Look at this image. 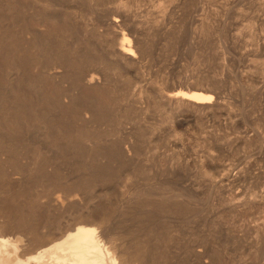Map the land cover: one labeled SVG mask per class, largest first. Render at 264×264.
<instances>
[{
	"label": "rangeland",
	"instance_id": "374dc122",
	"mask_svg": "<svg viewBox=\"0 0 264 264\" xmlns=\"http://www.w3.org/2000/svg\"><path fill=\"white\" fill-rule=\"evenodd\" d=\"M0 28V264H80L78 226L100 264H264V0H0Z\"/></svg>",
	"mask_w": 264,
	"mask_h": 264
},
{
	"label": "bare ground",
	"instance_id": "6f19581e",
	"mask_svg": "<svg viewBox=\"0 0 264 264\" xmlns=\"http://www.w3.org/2000/svg\"><path fill=\"white\" fill-rule=\"evenodd\" d=\"M11 1V0H10ZM48 1V0H47ZM41 2V1H40ZM12 3V2H11ZM39 3V2H38ZM37 3V4H38ZM43 3V2H42ZM237 4V3H236ZM40 5V4H39ZM49 7V6H48ZM8 8H9V6H8ZM201 8V7H200ZM19 9H22V8H19ZM39 9V8H38ZM43 10H44V8H43ZM50 10V9H49ZM39 11V10H38ZM37 11V12H38ZM40 12V11H39ZM44 13V12H43ZM39 14V13H38ZM46 14V13H45ZM66 14V13H65ZM34 15V14H33ZM55 15V14H54ZM38 16V15H37ZM51 16V15H50ZM69 16V15H68ZM32 18V17H31ZM47 18V17H46ZM55 19H56V17H55ZM64 19V18H63ZM18 20V19H17ZM52 20V19H51ZM58 20V19H57ZM61 20V19H60ZM66 20V19H65ZM71 20V19H70ZM116 19H114L113 17H112V19H110V23L111 24H115L116 23ZM50 22V21H49ZM48 21H47V23H49ZM263 22V21H262ZM15 23V22H14ZM55 23V22H54ZM60 23V22H59ZM108 23V22H107ZM46 24V23H45ZM51 24V23H50ZM67 24V23H66ZM65 24V25H66ZM53 25V24H52ZM55 25H56V23H55ZM46 26V25H45ZM47 26H48V24H47ZM49 27V26H48ZM56 27V26H55ZM46 28V27H45ZM53 28V27H52ZM1 29V28H0ZM43 29V28H42ZM50 29V28H49ZM59 29V28H58ZM81 29V28H80ZM48 30V29H47ZM9 31H11V30H9ZM22 31V30H21ZM54 31H56V30H54ZM57 31H59V30H57ZM49 32V31H48ZM52 32V31H51ZM60 32V31H59ZM58 32V33H59ZM69 32V31H68ZM84 33V32H83ZM120 33V32H119ZM123 33V32H122ZM0 34H1V32H0ZM45 34H46V32H45ZM55 34V33H54ZM70 34V33H69ZM11 35H13L12 33H11ZM33 35V34H32ZM59 35V34H58ZM71 35H72V33H71ZM9 36H10V34H9ZM34 38H35V33H34ZM52 36V35H51ZM119 36V35H118ZM44 37H46V36H44ZM48 37V36H47ZM55 37V36H54ZM60 38V37H59ZM122 38V40H121V42H119V44H118V47H116V48H118V51L122 54V55H124V56H126V57H128V58H132L133 56H134V52H133V50H132V48L129 46L130 44H127L126 42H125V38L124 37H121ZM58 39V38H57ZM128 39V38H127ZM16 40V39H15ZM31 40V39H30ZM38 40V39H37ZM40 40V39H39ZM42 41H43V39H42ZM42 41H40V42H42ZM246 41V40H245ZM30 42V41H29ZM51 42V41H50ZM53 42V41H52ZM58 42V41H57ZM128 42V41H127ZM17 43V42H16ZM33 43V42H32ZM31 43V44H32ZM54 43V42H53ZM19 44H21V43H19ZM36 44V43H35ZM38 44H39V42H38ZM41 44H43V42L41 43ZM40 44V45H41ZM45 44V43H44ZM79 44V43H78ZM77 44V45H78ZM16 45V44H15ZM24 45V44H23ZM23 45H22V47H23ZM28 45V44H27ZM26 45V46H27ZM46 45V44H45ZM44 45V46H45ZM51 45V44H50ZM57 45V44H56ZM107 45V44H106ZM37 46V45H36ZM36 46H34V47H36ZM44 46H42V47H44ZM47 46V45H46ZM46 46L44 47V49L46 50ZM94 46V45H93ZM1 47V46H0ZM17 47V46H16ZM18 47H19V45H18ZM39 47H41V46H39ZM59 47V46H58ZM62 47H64V45L62 46ZM61 47V48H62ZM4 48V47H3ZM28 48H29V46H28ZM48 48V47H47ZM74 48V47H73ZM5 49V48H4ZM18 49V48H17ZM24 49V48H23ZM32 49V48H31ZM37 49V48H36ZM41 49H43V48H41ZM53 49V48H52ZM60 49V48H59ZM63 49V48H62ZM6 50V49H5ZM16 50V49H15ZM25 50H26V48H25ZM29 50V49H28ZM45 50H43L44 52H42V53H45ZM49 50V49H48ZM48 50H47V52H48ZM64 50H66V49H64ZM111 50V49H110ZM189 50V49H188ZM254 50V49H253ZM24 50H22V52H23ZM27 51V50H26ZM50 51V50H49ZM87 51V50H86ZM2 52V51H1ZM19 52V51H18ZM34 52V51H33ZM39 52V51H38ZM62 52V51H61ZM240 52V51H239ZM245 52V51H244ZM9 53H11V52H9ZM13 53V52H12ZM16 53V52H15ZM31 53V52H30ZM68 53V52H67ZM67 53H66V55H67ZM82 53V52H81ZM5 54V53H4ZM20 54V53H19ZM33 55L32 56H34L35 54L34 53H32ZM36 54H38V53H36ZM41 54V53H40ZM64 54V53H63ZM83 54V53H82ZM0 55H1V53H0ZM17 55V54H16ZM15 55V56H16ZM42 55V54H41ZM41 55H40V57H41ZM61 55V54H60ZM65 55V54H64ZM70 55V54H69ZM72 55H73V53H72ZM75 55V54H74ZM79 55V54H78ZM12 56H13V54H12ZM11 56V57H12ZM18 56V55H17ZM20 56H21V54H20ZM25 56H27L26 54H25ZM44 56V55H43ZM55 56H56V54H55ZM54 56V57H55ZM85 56V55H84ZM5 57V56H4ZM11 57H10V59H11ZM37 57V56H36ZM67 57V56H66ZM70 57V56H69ZM75 57H76V55H75ZM78 57V56H77ZM238 57V56H237ZM7 58V57H6ZM13 58V57H12ZM19 58V57H18ZM22 58V57H21ZM38 58V57H37ZM43 58V57H42ZM41 58V59H42ZM57 58V57H56ZM90 58V57H89ZM4 59V58H3ZM9 59V58H8ZM59 59V58H58ZM77 59V58H76ZM75 59V60H76ZM28 60V59H27ZM27 60H26V62H27ZM30 60H32V59H30ZM48 60V59H47ZM55 59H51V62L52 61H54ZM63 60V59H62ZM75 60L73 61H71V60H69V61H71L70 63L69 62H66V63H68L69 64V66H71V67H74L77 63L78 64H80V62H78L77 60V63L75 62ZM14 61V60H13ZM12 61V62H13ZM34 61V60H33ZM64 61V60H63ZM94 61V60H93ZM9 62V61H8ZM22 62V61H21ZM38 62V61H37ZM40 62V61H39ZM45 62V61H44ZM47 62V61H46ZM55 62V61H54ZM75 62V63H74ZM95 62V61H94ZM16 63V62H15ZM43 63V62H42ZM48 63V62H47ZM46 63V64H47ZM66 63H65V65H66ZM86 63V62H85ZM237 63V62H236ZM2 64H5V63H3L2 62ZM11 64V63H10ZM14 64V63H13ZM26 64V63H25ZM45 64V63H44ZM77 64V65H78ZM82 64H83V62H82ZM95 64V63H94ZM6 65V64H5ZM43 65V64H42ZM53 65H54V63H53ZM52 65V66H53ZM1 66V65H0ZM13 66V65H12ZM16 66V65H15ZM40 66V65H39ZM253 66V65H252ZM2 67H4V66H2ZM6 67H8V66H6ZM24 67V66H23ZM30 67V66H29ZM44 67V66H43ZM78 67V66H77ZM236 67V66H235ZM14 68V67H13ZM33 68V67H32ZM48 68V67H47ZM55 68H58V67H55ZM68 68V67H67ZM83 68V67H82ZM86 68V67H85ZM17 69V68H16ZM29 69V68H28ZM78 69H80V67L78 68ZM87 69V68H86ZM3 70H4V68H3ZM12 70H15V69H12ZM18 70H19V68H18ZM27 70V69H26ZM47 70H49V68L47 69ZM58 70V69H57ZM68 70V69H67ZM16 71V70H15ZM19 71H21V70H19ZM29 71H31V70H29ZM28 71V72H29ZM59 71H61V70H59ZM66 71V70H65ZM78 71V70H77ZM81 71V70H80ZM87 71V70H86ZM3 72V71H2ZM27 72V71H26ZM25 72V73H26ZM38 72V71H37ZM50 72H52V71H50ZM76 72V71H75ZM84 72V71H83ZM238 72V71H237ZM31 73V72H30ZM55 73V72H54ZM54 73H53V75H54ZM62 73V72H61ZM82 73V72H81ZM122 73V72H121ZM50 74V73H49ZM60 74V73H59ZM67 74V73H66ZM69 74V73H68ZM73 74V73H72ZM82 74H84V73H82ZM0 75H1V73H0ZM7 75V74H6ZM37 75V74H36ZM35 75V76H36ZM50 75H52V73L50 74ZM52 75V76H53ZM58 75V74H57ZM70 75V74H69ZM79 75H80V73H79ZM86 75H87V73H86ZM235 75V74H234ZM35 76H32L33 78L35 77ZM43 76V75H42ZM56 76V75H55ZM71 76V75H70ZM88 78H87V80L88 81H90V80H92V75H89L88 74ZM95 76V75H94ZM4 77V76H3ZM44 77V76H43ZM46 77H47V75H46ZM64 77V76H63ZM62 77V78H63ZM68 77V76H67ZM72 77H73V75H72ZM77 79L76 80H78V78H80V76L78 77V73H77V75L75 76ZM32 78V79H33ZM45 78V77H44ZM48 78H49V76H48ZM47 78V79H48ZM50 78H52V77H50ZM53 78H54V76H53ZM84 78V77H83ZM83 78H81V79H83ZM4 79V78H3ZM2 79V80H3ZM40 79V78H39ZM56 79V78H55ZM68 79H70V78H68ZM73 79H75V78H73ZM94 79V78H93ZM249 79V78H248ZM1 80V79H0ZM1 80V81H2ZM5 80V79H4ZM46 80V79H45ZM9 81V80H8ZM35 81V80H34ZM39 81V80H38ZM38 81H37V83H38ZM44 81V80H43ZM63 81V80H62ZM84 81V80H83ZM7 82V81H6ZM25 82V81H24ZM32 82V81H31ZM36 82V81H35ZM40 82V81H39ZM45 82H47V81H45ZM51 82V79H50V81H49V84H51L50 83ZM55 82H56V80H55ZM68 82H70L69 80H68ZM78 82V81H77ZM80 82V81H79ZM8 83V82H7ZM23 83V82H22ZM34 83V82H33ZM32 83V84H33ZM76 83V82H75ZM93 83V82H92ZM4 84V83H3ZM40 84H41V82H40ZM83 84V83H82ZM85 84V83H84ZM252 84V83H251ZM5 85V84H4ZM53 85V84H52ZM55 85V84H54ZM56 85H57V83H56ZM61 85V84H60ZM69 85V84H68ZM182 85V84H181ZM255 85V84H254ZM3 86V85H2ZM47 86V85H46ZM73 86V85H72ZM81 86V85H80ZM178 86V85H177ZM39 87V86H38ZM42 87V86H41ZM49 87V86H48ZM48 87H46V88H48ZM50 87H52V86H50ZM82 87V86H81ZM80 87V88H81ZM191 87V86H190ZM190 87H187L186 89L188 90L187 92H184V91H181V90H179V91H177V92H173V94H169L168 93V95H167V97L168 98H177V97H180V98H184V99H187V100H189L190 102H192V103H204L205 101H208L209 99H211V95L210 94H206V93H201V92H194V91H190ZM2 88V87H1ZM100 88V87H99ZM174 88V87H173ZM192 88H194L193 86H192ZM36 89V88H35ZM41 89V88H40ZM175 89V88H174ZM3 90H5V89H3ZM34 90V89H33ZM56 90V89H55ZM70 90V89H69ZM6 91V90H5ZM4 91V92H5ZM57 91V90H56ZM55 91V92H56ZM59 91V90H58ZM57 91V92H58ZM61 91V90H60ZM50 92V91H49ZM86 92V91H85ZM91 92V91H90ZM43 93V92H42ZM51 93V92H50ZM59 93V92H58ZM23 94V93H22ZM47 94V93H46ZM45 94V95H46ZM63 94V93H62ZM88 94V93H87ZM60 95V94H59ZM59 95H57V96H59ZM23 96V95H22ZM25 96H27V95H25ZM44 96V95H43ZM52 96V95H51ZM57 96H55L56 98H59V97H57ZM61 96V95H60ZM29 97V96H28ZM51 98H53V97H51ZM51 98H49V99H51ZM45 99V98H44ZM54 99V98H53ZM53 99H51V100H53ZM8 100V99H7ZM24 100V99H23ZM50 100V101H51ZM58 100V99H57ZM60 100V99H59ZM17 101V100H16ZM15 102V101H14ZM30 102V101H29ZM58 102V101H57ZM189 102V103H190ZM24 103V102H23ZM27 103V102H26ZM56 103V102H55ZM28 104V103H27ZM50 104V103H49ZM20 105V104H19ZM29 105V104H28ZM62 105V104H61ZM61 105H60V107H61ZM30 106V105H29ZM58 106V105H57ZM9 107V106H8ZM26 107V106H25ZM37 107V106H36ZM189 108V107H188ZM25 109V108H24ZM65 109H66V107H65ZM68 109H69V106H68ZM26 110V109H25ZM29 110V109H28ZM31 110V109H30ZM8 111V110H7ZM44 111V110H43ZM68 111V110H67ZM10 112V111H9ZM73 112V111H72ZM5 113V112H4ZM49 114V113H48ZM63 114H64V112H63ZM4 115H6V114H4ZM12 115V114H11ZM14 115V114H13ZM43 115V114H42ZM67 115V114H66ZM20 116V115H19ZM47 116V115H46ZM79 116V115H78ZM2 117V116H1ZM67 117V116H66ZM3 118V117H2ZM31 118V117H30ZM12 119H13V117H12ZM16 119V118H15ZM19 119H20V117H19ZM2 120V119H1ZM11 120V119H10ZM48 120V119H47ZM61 120V119H60ZM67 120V119H66ZM13 121V120H12ZM27 121V120H26ZM49 121V120H48ZM61 121H63V120H61ZM60 121V122H61ZM2 122V121H1ZM59 122V121H58ZM14 124H15V122H13ZM52 123V122H51ZM63 123V122H62ZM61 123V124H62ZM28 124V123H27ZM32 124V123H31ZM71 124V123H70ZM11 125V124H10ZM16 125V124H15ZM18 125V124H17ZM26 125V124H25ZM35 126V125H34ZM75 126V125H74ZM67 128V127H66ZM8 129V128H7ZM28 129V128H27ZM82 129V128H81ZM1 130V129H0ZM29 130V132H30V129H28ZM10 131H12V130H10ZM23 131H25V130H23ZM27 132V131H26ZM11 133V132H10ZM13 133V132H12ZM36 134V133H35ZM79 134H81V133H79ZM29 138V137H28ZM73 145V144H72ZM86 180V179H85ZM56 197V196H55ZM74 229V228H73ZM75 232H76V240H75V243L76 244H78V246H79V248H78V252L77 253H74L73 254V256L79 261V263L80 264H100V263H102L103 261H102V254L98 251V249H99V242H97L96 241V238H95V236H94V233H95V229L94 228H91V227H84V226H78V227H76L75 229ZM70 232V231H69ZM73 232V231H72ZM65 241V240H64ZM66 242V241H65ZM5 247V246H4ZM77 251V250H76ZM56 252V251H55ZM16 255V254H15ZM106 255V254H105ZM72 256V255H71ZM72 256V257H73ZM104 256V255H103ZM73 257V258H74ZM2 258V257H1ZM56 258H58V257H56ZM52 259V258H51ZM76 260V261H77ZM53 264V263H52ZM73 264V263H72Z\"/></svg>",
	"mask_w": 264,
	"mask_h": 264
}]
</instances>
